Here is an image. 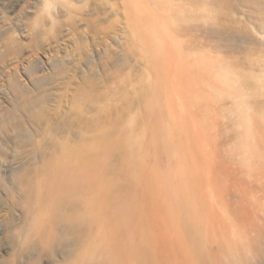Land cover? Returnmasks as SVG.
<instances>
[{"label":"rangeland","instance_id":"rangeland-1","mask_svg":"<svg viewBox=\"0 0 264 264\" xmlns=\"http://www.w3.org/2000/svg\"><path fill=\"white\" fill-rule=\"evenodd\" d=\"M106 1L116 8L112 14L97 16L92 0H77L69 16L58 14L51 26L35 32L27 29L28 19L21 14H8L6 25L0 24V183L11 185L14 174L31 167L37 156L51 152L58 142L77 141L81 132L95 136L88 147L97 145L99 153L114 147L108 160L115 161L120 158L119 142L128 133L106 138L100 134L115 122L122 128L133 118L132 127L142 137L137 168L122 177L133 180L131 188L115 192L119 199L129 195L126 211L133 220L264 222V110L253 106L250 111L246 154L245 129L239 126L238 115L198 100L191 104L180 100L181 105L161 74L163 61L151 56L155 47L151 25L144 30L146 47H137L130 22L137 15L128 3L126 8L125 0L100 3ZM187 1L193 8L173 16L184 30L180 37L185 51L220 56L219 61L230 63L239 73L244 86L248 78L256 87L249 99H262L264 88L255 85V74L252 77L242 65L251 59L257 70L262 63L248 45L250 32L242 25H230L222 15V3ZM259 2L242 1L234 8L247 15L260 10L264 16V4ZM203 4L206 10L201 9ZM79 16L85 19L82 23ZM144 49L150 57L143 55ZM158 75L164 77L159 80ZM205 79L222 87L207 74ZM86 92L99 100L76 98ZM221 97L220 103L228 102L227 96ZM99 135L102 139H97ZM105 192L113 194L112 189ZM1 203L5 206L7 200L0 191ZM257 236L263 238L264 248V230ZM247 264H264V258L248 255Z\"/></svg>","mask_w":264,"mask_h":264},{"label":"bare ground","instance_id":"bare-ground-1","mask_svg":"<svg viewBox=\"0 0 264 264\" xmlns=\"http://www.w3.org/2000/svg\"><path fill=\"white\" fill-rule=\"evenodd\" d=\"M74 1L77 0H0V24L6 25L8 14H21L28 19L27 29L35 32L45 25L51 26L58 14L69 16ZM125 1L126 8L128 3L137 15L130 21L134 25L132 37L140 45L137 47L145 46L144 30L151 25L150 38L155 44L151 56L163 61L161 74L166 78V86L178 94L179 101L191 104L198 100L205 106L214 104L236 113L239 126L245 129L243 152L249 154L250 111L253 106L264 110V97L256 102L250 100L251 89L256 87H252L248 78L244 86L239 73L231 69L230 63L219 61L220 56H196L195 52L185 51L180 37L183 29L173 16H182L193 8L192 3L187 0ZM211 1L214 5L222 3V15L230 25H242L250 32L248 45L254 49V55L262 58V63L255 70L251 59L244 60L242 68L255 74V85L258 83L264 88V16L257 9L256 14L247 15L234 8V4L238 6L247 0ZM92 2L97 16L100 12L116 11L108 1ZM260 3L263 6L264 0ZM201 9L206 10L207 4ZM79 20L82 23L85 19L79 16ZM187 30L192 32L190 28ZM190 41L188 47L194 43ZM144 50L143 55L150 57ZM205 74L222 87L207 84ZM163 75H158L159 80ZM221 96H227L228 102L220 103ZM76 98L99 100V96L89 92L77 93ZM133 123L132 118L118 128L115 122L100 134L106 138L115 132L128 133L119 142L120 158L115 161L108 160L110 152L116 150L114 147L105 149L101 156L100 147L93 143L88 147L89 140L95 136L81 132L77 141L58 142L51 152L37 156L31 167L14 174L11 185L0 183V191L7 200L5 206L0 204V264H247L248 255L251 259L264 258L263 238L257 236L264 230V222L172 224L159 220L136 221L129 216L126 211L131 202L129 195L123 194L119 199L115 192L131 188L133 184L127 177L122 179L125 172L137 168L139 158L142 137L132 127ZM100 135L97 139H102ZM108 189L113 194H106ZM252 232L254 236H248ZM236 233L242 235L235 236Z\"/></svg>","mask_w":264,"mask_h":264}]
</instances>
